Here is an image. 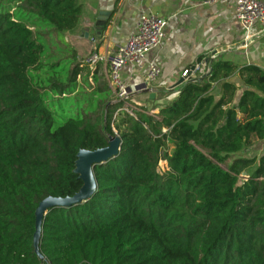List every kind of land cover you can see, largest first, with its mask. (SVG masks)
<instances>
[{"label":"trees","instance_id":"16d2710c","mask_svg":"<svg viewBox=\"0 0 264 264\" xmlns=\"http://www.w3.org/2000/svg\"><path fill=\"white\" fill-rule=\"evenodd\" d=\"M85 2L12 4L66 37L80 29ZM33 26L0 9V264H264V153L229 162L264 141V68L212 58L210 72L187 79L158 112L105 82L85 108L95 118L69 115L51 93L71 92L93 65L44 70ZM92 73L98 80L99 68ZM115 135L120 150L94 166V193L47 209L40 256V202L78 193L79 152Z\"/></svg>","mask_w":264,"mask_h":264},{"label":"crops","instance_id":"0c3cea01","mask_svg":"<svg viewBox=\"0 0 264 264\" xmlns=\"http://www.w3.org/2000/svg\"><path fill=\"white\" fill-rule=\"evenodd\" d=\"M204 1L121 0L114 11L115 0H86L80 29L64 38L74 47L79 58L88 59L96 52L116 51L127 41L142 12L150 11L166 19L163 43L149 54V59L161 66L162 73L150 83L149 92L139 91L130 96L147 100L151 93L156 97L158 90H172L170 97L158 100L159 104L177 96L172 97V94L179 89L180 85L176 86V83L183 77V70L200 57L209 62L220 56L240 65L255 64L264 68V31L250 39L247 47L244 46L245 33L235 18L237 0ZM259 28L257 26L254 30ZM103 65L107 66L106 74H109V66ZM121 75L126 81L130 75L141 81L145 71L127 66ZM136 104L141 103L137 101Z\"/></svg>","mask_w":264,"mask_h":264},{"label":"built area","instance_id":"2783aa9c","mask_svg":"<svg viewBox=\"0 0 264 264\" xmlns=\"http://www.w3.org/2000/svg\"><path fill=\"white\" fill-rule=\"evenodd\" d=\"M215 1L205 0L204 2ZM235 18L245 33L244 46L247 47L250 39L264 31V0H237ZM167 23L166 19L150 11H144L140 14L127 41L116 51L105 54L96 52L87 59V63L91 65L103 62L109 66V86L111 89L113 87L117 89L118 99L125 101L130 99L135 92L143 91V89H137L138 86L145 83L149 87L150 83L161 75V66L157 61L149 59V54L162 45ZM257 26L260 28L255 31ZM127 66L133 70L145 71V77L141 81H136L134 76L130 75L129 80H124L121 72ZM208 72H210L209 62L202 59L185 68L182 76L190 79L196 77L197 74ZM127 110L135 115L133 109L128 108Z\"/></svg>","mask_w":264,"mask_h":264},{"label":"rangeland","instance_id":"374dc122","mask_svg":"<svg viewBox=\"0 0 264 264\" xmlns=\"http://www.w3.org/2000/svg\"><path fill=\"white\" fill-rule=\"evenodd\" d=\"M14 1L15 0H0V9H7L9 6H11V9L14 11L15 18L20 19L30 25L34 24L35 22V26H33L32 29L36 33V38L42 47V63L46 65L44 70H48L52 63H59V70H64L65 74H69L77 62H87V59L78 57L74 47L67 40H65L64 37L59 36L57 33H55V31L50 30L41 23L36 22L34 19H29V14L21 12L18 6L16 8V5L12 4ZM91 68L92 69L90 72H83L81 76L79 75L77 77L76 85L73 87L71 92L58 95L56 98H54L55 94L51 93V98H53L57 104L61 103L64 106L66 114H72L76 116L79 113H89L88 115H90L92 118H95L96 115L99 114L95 112V110L93 112H90V109L85 111V108L87 104L90 103V101L94 103L97 102L98 97L96 94L91 95V93H94V89L97 86H101L105 82L109 83V76L108 73L106 74L107 66L103 65V63H99L97 66H92ZM95 68H99L98 80L95 79V76L92 73V70H95ZM112 90L115 94V97H117V89L113 87ZM178 91L179 89L177 88L173 92L172 97L176 96ZM217 91L218 87L215 89V92ZM156 92L158 94V99H160L163 97H170L169 95L172 91L158 90ZM137 101L141 104L147 105L150 109L155 108L154 110L156 112H158L160 109L159 105L161 104H159L158 100L154 101L149 98L147 100L146 98L145 100H141L140 97L137 99L131 97L129 100V102L133 105H136ZM262 153H264V141H256L255 144L248 149L232 155V157L229 159V162H231L235 156L254 157L260 156ZM159 167L162 171L167 170V162L165 160L160 161Z\"/></svg>","mask_w":264,"mask_h":264},{"label":"water","instance_id":"95a60500","mask_svg":"<svg viewBox=\"0 0 264 264\" xmlns=\"http://www.w3.org/2000/svg\"><path fill=\"white\" fill-rule=\"evenodd\" d=\"M186 81V77H182L176 86L183 84ZM137 89H143L145 92H149V88L145 83H142ZM150 98L154 99L155 94L151 93ZM121 138L118 135L112 136L110 138L109 145L107 147L98 150H81L78 154V159L76 161V172H78L84 181V184L80 191L74 196H69L66 198L61 197H47L40 202L36 210V233L34 236V246L36 252L41 256L39 251V240L42 230V219L47 209L51 206H70L73 204H78L86 201L96 190L97 182L94 176V166L102 162L107 161L111 157L118 154L120 150Z\"/></svg>","mask_w":264,"mask_h":264}]
</instances>
